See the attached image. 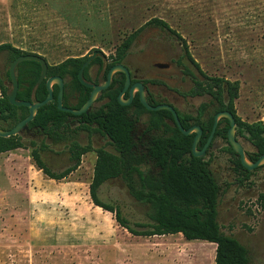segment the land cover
Masks as SVG:
<instances>
[{
	"label": "rangeland",
	"instance_id": "rangeland-1",
	"mask_svg": "<svg viewBox=\"0 0 264 264\" xmlns=\"http://www.w3.org/2000/svg\"><path fill=\"white\" fill-rule=\"evenodd\" d=\"M152 18L171 29L148 24ZM131 34L128 58L148 59L146 76L161 74L153 61H170L188 49L208 75L237 86L236 111L245 122L264 123V0H0V42L43 55L52 65L94 50L114 58ZM8 68L0 53L3 75ZM163 73L176 76L179 69L174 65ZM246 147L254 150L248 141ZM67 156L42 153L55 171L72 164ZM222 158L214 163L222 186V230L248 247L250 264H264V208L258 199L264 167L243 179L232 170L229 154ZM96 161L97 153H85L71 173L53 179L27 145L0 152V264H215L211 242L182 234L136 236L114 212L95 205L90 184ZM98 193L119 205L132 225L147 219L148 207L121 178L108 179Z\"/></svg>",
	"mask_w": 264,
	"mask_h": 264
},
{
	"label": "trees",
	"instance_id": "trees-1",
	"mask_svg": "<svg viewBox=\"0 0 264 264\" xmlns=\"http://www.w3.org/2000/svg\"><path fill=\"white\" fill-rule=\"evenodd\" d=\"M148 24L171 29L167 22L160 18H152ZM174 31V30H171ZM174 33V32H173ZM134 35L131 34L120 45L118 54L113 63L121 62L131 48ZM187 47V45H185ZM6 51L7 59L14 60L21 53H33L23 50L8 41L0 42V52ZM85 57H69L56 66H50V74H58L63 78L70 77L69 86L75 89L83 87L88 89L79 79V70ZM101 62L98 57L95 62ZM113 63L109 64L112 65ZM88 68L85 71L87 76ZM7 77L10 78L9 70ZM41 74V64L35 60H24L18 67V79L20 85L28 82L32 86ZM0 84H5L0 77ZM228 95L231 100L238 97V88L234 83L227 82ZM5 88V87H4ZM222 90V86L220 85ZM44 90V92H40ZM220 90V91H221ZM58 86L55 90L57 95ZM5 97L0 99V111L9 116L15 114L16 106L13 105L6 91ZM38 98L43 99L47 89L43 83L38 88ZM105 93H108L105 90ZM82 100L88 94L82 93ZM110 101L106 104L107 118L105 132L113 138L116 147L126 146L129 142V126L125 116L127 110L122 106L116 94H109ZM136 110L143 109L151 114V118L164 119V114H170L166 109L151 111L145 108L140 101L134 103ZM65 112L60 110L56 102H50L42 106L37 119L61 117ZM245 130L246 139L254 146V150L248 151L247 155L252 160H257L264 154V123L240 122ZM170 128V133L160 134L154 138L155 149L149 153L130 152L128 150L113 153L100 149L97 153L93 179L90 184V193L95 205L114 212L118 223L136 236H154L182 233L189 240H203L216 244L215 264H250L251 257L248 247L234 235L226 234L219 222V200L222 186L217 181L208 166L201 157L195 156L191 151L192 136L184 134L178 127ZM23 146L15 140L14 136H0V152L16 149ZM158 148V149H156ZM230 150L237 153L230 147ZM83 152L74 153L77 162L74 166L61 171H55L43 159L37 150L31 152V156L37 166L46 175L53 179H62L75 169L82 157ZM237 170L243 179L251 175L255 170H248L243 166L240 155L235 158ZM121 178L129 193L141 204L146 205V220L135 221L134 225L124 217L119 205L111 204L102 200L98 190L108 179ZM243 181V180H242ZM264 208V192L259 197Z\"/></svg>",
	"mask_w": 264,
	"mask_h": 264
},
{
	"label": "flooded vegetation",
	"instance_id": "flooded-vegetation-1",
	"mask_svg": "<svg viewBox=\"0 0 264 264\" xmlns=\"http://www.w3.org/2000/svg\"><path fill=\"white\" fill-rule=\"evenodd\" d=\"M179 43L181 46H184L180 41ZM129 51L121 60V62L113 63L114 58L105 54V57H95L84 69V79L89 83L99 84L107 80L108 72L112 66L116 64H123L127 68L128 74L130 76V83L126 89L125 87L128 77L127 72L121 70L116 71L112 76L110 85L99 92L97 98L93 101L88 110L81 113H73L72 111L62 110L59 108L58 96L60 92V86L58 83H53L52 88L54 97L50 102H56L58 108L65 112V114L55 119H52L49 116L37 119L39 110L42 107L41 106L38 109L36 116L32 120L25 123L18 133L11 136H14L17 142L27 145L31 149V152L33 150H37L41 153V155L42 153H67V161H71L72 164L67 165V167L64 169L72 167L76 164L77 159L74 157V153L78 152L98 153L100 149H104L113 153H120L126 150L130 152H141L142 154L149 153L155 149L154 138L160 136V134H165V132L169 134V127H178L181 131L182 129L180 128L174 113L167 108L163 109L170 111V114H164L163 120H155L151 118V114L141 108L136 110L134 103L138 99L145 108L155 111L154 109H149L142 102L141 90L139 88L140 85L142 86L145 98L150 105L157 106L161 104H168L172 106L175 109L179 121L184 129H192L190 134H186L182 131L184 134L192 136V153L194 140L197 135V127L201 129V135L197 143V148L200 150L205 148V151L202 156L197 157L203 158L208 163V166L220 184V179L217 177L216 171L214 169V163L221 161V159H223L222 155L224 153L229 154V161L232 163V170L234 172L240 173L238 172L237 165L234 161L236 156L239 154L234 150L232 144L229 141L231 120L227 115L224 114L225 112L231 113L234 118L236 138L240 143H242L246 153H248L250 150L246 147V141L248 140L245 137L244 127L240 123L244 122V119H242L236 111L235 100L237 98L231 100L228 95L227 82L229 80L221 76L208 75L192 57L188 49H184L183 55H176L170 61H153L151 65L158 71H161V74L146 76V74H148L146 65L148 59L144 61V63H141L140 61L142 58L136 60L135 62L130 61L128 58ZM0 53H4L6 60L9 62V68L6 70L4 75L0 71V77L5 84V88L0 84V99H3L5 97L4 90L8 96L9 90L13 87L11 76L8 78L6 73L9 70L10 74L11 63L17 57L24 55L25 53H21L12 61L7 59L6 51H1ZM26 54L40 55L34 52ZM91 54L86 56V59L83 61V63ZM40 56L46 60L43 55ZM98 57L102 59L101 62H95ZM184 58H187L189 63L186 62ZM111 63L113 64L109 66ZM19 64L17 65L16 69L17 77ZM47 64L48 70L46 78L39 86H36L37 81L32 86H30L28 82H23V84L20 85L18 79V91L16 96L17 100L35 103L37 101L44 100L47 97L49 94L47 79L51 76H60L58 74L49 75L50 66H56L58 64L52 65L48 61ZM174 65H176V67L179 69V75L176 74V76L173 75L170 77L162 75L164 74L163 72L165 70H169ZM87 68L88 71L86 76L85 71ZM60 77L64 82L62 97L63 106L69 109L81 108L90 98L92 87L86 85L79 76L80 81L85 86H87L88 89L83 91L82 86L72 89L69 86L70 77ZM43 83L46 86L47 94L45 98L39 99L37 91ZM220 85L222 86V90L220 89ZM57 86L58 91L57 95L55 96V90ZM124 89V98L126 100L133 96L130 102L127 104H122L119 101V95ZM105 90H107L108 93H105ZM40 92H44V90H41ZM82 93L88 94L85 100H82ZM109 94H116L118 102L127 109L125 111V116L127 117L129 126V143L126 146L116 147L113 138L110 137V135L106 133L104 129L107 118L106 104L110 101ZM15 106L16 113L12 116H9L7 113L2 114L0 111V128L9 130L30 114V108L28 106ZM216 121L217 123L214 129ZM103 140L104 142L102 143ZM230 147L237 153V155H234L232 150H230ZM259 167L263 168L264 164Z\"/></svg>",
	"mask_w": 264,
	"mask_h": 264
},
{
	"label": "water",
	"instance_id": "water-1",
	"mask_svg": "<svg viewBox=\"0 0 264 264\" xmlns=\"http://www.w3.org/2000/svg\"><path fill=\"white\" fill-rule=\"evenodd\" d=\"M97 56L105 57V53L102 50H95L87 58V60L83 63V65H82V67L80 69V72H79L80 79L86 85L91 86L92 87V91H91L90 98L79 109H69V108L63 106L62 97H63L64 82H63V79L60 76H51V77H49L47 79V84H48V88H49V94L47 95V97L44 100L37 101L35 103H31L29 101H19V100H17L16 96H17V91H18V77H17L16 69H17V65L21 61H23V60H36V61H38V62H40L42 64L41 75H40V77L38 78V80L36 82V86H39L43 82V80L46 78V74H47V70H48L47 61L40 55H37V54H24V55H20L19 57H17L10 65V76H11V81H12L13 87H12V89L9 90L8 97H9V100H10V102L12 104L28 106L30 108V114L25 119L20 121L17 125H15L13 128H11L9 130H4V129L0 128V136L7 137V136H11V135H14V134L18 133L20 131V129L24 126L25 123H27L28 121L32 120L36 116V114L38 113V109L41 106H43V105L47 104L48 102L52 101L53 97H54L53 88H52V84L53 83H58L59 86H60V92H59V96H58V100H59L58 106H59L60 109L72 111L73 113H81L83 111L88 110L90 105L97 98L99 92L102 89H104V88H106V87H108L110 85V83L112 81V76H113V74L116 71L121 70V71L127 72V74H128L127 68L123 64H116V65L112 66L111 69L109 70L108 78H107V80L105 82L99 83V84H92V83L87 82L84 79V69ZM129 83H130V76L128 74L125 89L129 85ZM139 88L141 90L142 102L149 109L159 110V109L167 108V109L171 110L174 113V116H175L177 122L179 123L180 128L182 129V131L184 133H186V134H190L192 132V129H188V130L184 129V127L181 125V123L179 121V118H178V115H177L175 109L172 106H170L168 104H161V105H157V106L150 105L147 102L146 98H145V94H144V91L142 89V86L139 85ZM125 89L119 95V101L122 104L129 103L130 100L133 97V96H131L129 99L126 100L124 98ZM224 114L227 115L230 118V120H231V127L229 129V141L232 144L234 150L240 155L241 162H242L243 166H245L248 170H253L256 167H259V166L263 165L264 164V154H262L257 160L252 161L248 157V155L246 153V150H245L244 146L242 145V143H240L238 141V139L236 138V136H235V121H234V118H233L232 114L228 113V112H225ZM216 123H217V121L215 122L214 129L216 127ZM200 135H201V129L199 127H197V135L195 137L194 145H193V154L195 156H202L204 151H205V148H203L202 150L197 148V143H198V140L200 138Z\"/></svg>",
	"mask_w": 264,
	"mask_h": 264
},
{
	"label": "crops",
	"instance_id": "crops-1",
	"mask_svg": "<svg viewBox=\"0 0 264 264\" xmlns=\"http://www.w3.org/2000/svg\"><path fill=\"white\" fill-rule=\"evenodd\" d=\"M177 234H182V233H177ZM172 235H175V234H166V236L168 237V236H172ZM183 235V234H182ZM185 238V237H184ZM186 239V238H185ZM187 240V239H186ZM179 244L180 245H186V242L184 241V240H182V239H180V241H179ZM213 244H215V243H213ZM216 245V244H215ZM176 247H180V246H176ZM175 246H171V247H168V248H170V250H173V249H175L176 248ZM214 247V248H213ZM167 248V249H168ZM213 251H214V254H213ZM215 252H216V246H212V256L213 255H215Z\"/></svg>",
	"mask_w": 264,
	"mask_h": 264
}]
</instances>
